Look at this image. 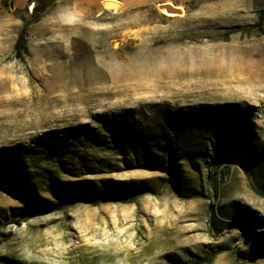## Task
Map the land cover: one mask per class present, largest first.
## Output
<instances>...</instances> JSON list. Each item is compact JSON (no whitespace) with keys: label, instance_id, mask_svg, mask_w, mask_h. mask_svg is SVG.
Returning <instances> with one entry per match:
<instances>
[{"label":"rangeland","instance_id":"374dc122","mask_svg":"<svg viewBox=\"0 0 264 264\" xmlns=\"http://www.w3.org/2000/svg\"><path fill=\"white\" fill-rule=\"evenodd\" d=\"M157 5L0 0V264H264V0Z\"/></svg>","mask_w":264,"mask_h":264},{"label":"trees","instance_id":"16d2710c","mask_svg":"<svg viewBox=\"0 0 264 264\" xmlns=\"http://www.w3.org/2000/svg\"><path fill=\"white\" fill-rule=\"evenodd\" d=\"M263 20H264V7L259 12L258 19H257V26L259 29H262L261 27H262ZM14 51H15V54L18 56H22V53H27V51H28L26 41L24 40L22 34H19L15 40ZM13 154H14V151H12L10 149H5L4 151H2L3 157L5 158L7 164L9 166H11V168H15L14 166H17V168L18 167L21 168V166H22L21 162H19L17 160V157L14 156ZM216 157H217V154H216ZM240 164L243 167V169L246 171V167H245L244 163L241 161ZM16 172H17V173H15L16 182H17L16 188H17V190L22 191V193L24 195L27 190L31 189V185L29 184L28 176L26 173H24L22 171L17 170ZM248 186L258 195L264 196V190L256 187L249 180H248ZM140 189L141 188L138 187L131 195L132 196L136 195L137 193H139L141 191ZM92 192H93V188H91L90 192H88V191L82 192L81 188L77 187L75 189V192L73 194H71L70 197L92 199V194H91ZM176 192L178 193V191H176ZM32 193H33V197L37 198V194H36V191L33 188V186H32ZM99 195H100V197H103V196L116 197V198L120 199V201H131L130 199L123 200V193L119 190H116L114 188V186L111 188L107 187L105 192H100ZM59 197H61L60 202L54 203V204H48V205H45L44 207H41L37 203L36 198H33V199L31 198L30 199L31 205L28 207L22 208L21 211H19L17 213L18 218H16V219L12 218V221L14 223L26 222L30 219L41 216L43 213H45V211H51L54 209H59L63 205L64 201L66 200L65 196L62 192H59ZM209 215L211 217H214V212L212 209L209 210ZM244 230L246 232H248L247 227H245ZM209 259L210 260L212 259V255L209 257ZM9 263L16 264L14 262H9Z\"/></svg>","mask_w":264,"mask_h":264},{"label":"crops","instance_id":"0c3cea01","mask_svg":"<svg viewBox=\"0 0 264 264\" xmlns=\"http://www.w3.org/2000/svg\"><path fill=\"white\" fill-rule=\"evenodd\" d=\"M56 1H67V0H56ZM107 0H69L75 8H99L101 11H104L103 2ZM116 1L123 7H130L135 5H158L163 3H171L174 6H182L189 0H110ZM162 2V3H160ZM182 4V5H179ZM157 5V6H158Z\"/></svg>","mask_w":264,"mask_h":264},{"label":"bare ground","instance_id":"6f19581e","mask_svg":"<svg viewBox=\"0 0 264 264\" xmlns=\"http://www.w3.org/2000/svg\"><path fill=\"white\" fill-rule=\"evenodd\" d=\"M113 2H115V3L112 4L114 7H120V4L118 2H116V1H113ZM160 7L166 9V13H168L167 10L172 11V12H179L181 10L180 7L174 6L171 3L160 4ZM215 59H217V58H215Z\"/></svg>","mask_w":264,"mask_h":264},{"label":"water","instance_id":"95a60500","mask_svg":"<svg viewBox=\"0 0 264 264\" xmlns=\"http://www.w3.org/2000/svg\"><path fill=\"white\" fill-rule=\"evenodd\" d=\"M113 3H115V2L107 0V1L103 2V8H112L113 9L114 8V6L112 5Z\"/></svg>","mask_w":264,"mask_h":264},{"label":"built area","instance_id":"2783aa9c","mask_svg":"<svg viewBox=\"0 0 264 264\" xmlns=\"http://www.w3.org/2000/svg\"><path fill=\"white\" fill-rule=\"evenodd\" d=\"M32 3V2H31Z\"/></svg>","mask_w":264,"mask_h":264}]
</instances>
